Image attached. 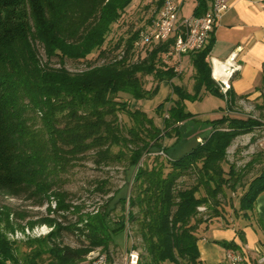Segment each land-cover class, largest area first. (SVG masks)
I'll return each instance as SVG.
<instances>
[{
	"label": "trees",
	"instance_id": "obj_1",
	"mask_svg": "<svg viewBox=\"0 0 264 264\" xmlns=\"http://www.w3.org/2000/svg\"><path fill=\"white\" fill-rule=\"evenodd\" d=\"M163 1L158 0V9ZM209 1L196 0L194 14H203ZM131 2L0 0V191L25 194L39 204L53 198L56 206L49 205L50 212H80L66 192L55 189L61 173L77 160L93 151L98 165L127 158L134 169L130 192L120 198L122 213L117 220L108 208L110 198L95 212H80L73 224L65 225L56 216L28 221L30 227L45 223L51 230L16 240L9 237L16 227L10 209L4 207L0 210V264H77L97 248L112 254L110 244L120 232L127 239H132V232L141 239L143 251L133 241L128 245L138 250V264H203L198 240L209 222L224 217L227 188L233 192L241 188L238 206H234L237 218L250 219L254 214L257 198L264 192V151L255 153L242 168L230 163L226 169L224 163L234 140L253 132L264 120L232 113L249 94L239 95L232 86L223 93L213 79L207 58L214 33L204 49L189 53L195 70L193 91L171 83L179 73L164 55L171 51L174 38L147 46L145 56L132 60L140 29L116 42L115 48L123 46L121 56L112 55L76 72L65 66L67 59H85L96 49L107 57V34ZM37 44L44 48L46 62L41 61ZM54 57L59 67L51 64ZM146 75L157 79L155 88L144 86ZM165 80L176 97L170 95L157 106V111L167 113L162 125L146 111L130 109L127 101L119 100L120 93L135 100L152 98ZM203 93L225 100L222 114L204 120L206 132L196 135L199 141L178 154L188 144L189 128L194 130L198 122L186 104L201 99ZM168 101L171 105L166 108ZM120 111L133 120L126 132L119 121ZM173 137L171 145L164 144ZM114 145L128 149L129 155L123 150L114 152ZM159 151L164 159L157 156L151 166L140 164L145 152ZM186 175H194L196 182L182 188L179 180ZM96 187L107 192L103 182ZM64 230H77L85 241L77 247L62 245L59 237ZM237 233L246 240L242 229ZM222 244L239 249L233 240ZM112 257L113 262L120 258Z\"/></svg>",
	"mask_w": 264,
	"mask_h": 264
},
{
	"label": "rangeland",
	"instance_id": "obj_2",
	"mask_svg": "<svg viewBox=\"0 0 264 264\" xmlns=\"http://www.w3.org/2000/svg\"><path fill=\"white\" fill-rule=\"evenodd\" d=\"M158 0H132L131 4L123 12L121 18L111 26V31L107 34L104 48L110 53L107 57L99 55L100 50L96 49L91 52L85 59L71 60L67 59L65 66L73 72L81 71L89 67V64H100L111 57L112 55L121 56L123 53V46L115 48L116 42L120 37H128L133 32L140 29V33L147 29L153 17L156 15ZM196 5V0H185L183 11L189 14ZM148 20H150L148 22ZM139 33V34H140ZM37 51L42 62L47 61L44 48L42 45L37 44ZM147 47L144 45H135L133 61L140 59L146 55ZM166 60V58H165ZM168 62H174L173 59H168ZM51 64L55 67H59L60 63L58 58L54 57ZM181 71L179 77L174 78L171 83L180 84L185 86L188 90L193 91L194 84V66L191 62L189 54L183 55L181 58ZM263 71L259 75L257 87L255 89L256 95L249 98L245 97L237 102V105L233 107L235 114L242 116H255L261 117L264 120V82L262 80ZM144 86L147 89H153L157 85L158 81L154 75H146L143 77ZM171 83L163 81L160 84L158 93L149 99L135 100L126 93H120L119 100L128 102L130 109L139 108L155 119L158 125H162L163 117L167 113L163 114L157 111V106L166 101V98L171 95L175 98ZM232 86V85H231ZM231 88V87H230ZM262 93V94H261ZM204 96L196 101H188L186 104V110L197 114V121L195 128H189L188 144L182 147L178 154H182L189 150L196 144L198 137L196 135L206 132L208 126H205L203 121L220 116L222 113L220 106H225V100L210 93H203ZM171 105V102H166V108ZM119 121L123 127L124 132L127 128L133 125V120L130 118L126 111L119 112ZM40 125V122H38ZM195 133V135H194ZM176 137L166 138L164 140L165 145H171L175 141ZM114 152L123 150L129 155L130 151L123 146L114 145L112 147ZM264 151V124L256 128L253 132L238 136L233 144L228 149L227 162L224 163L226 169L229 168L230 163H235L237 168H242L252 156L259 152ZM157 156L160 159H164L163 152H145L140 160V164L148 163L150 166L155 163ZM93 151L86 153L81 159L77 160V164L70 168L67 172H62L60 179L55 186L56 190H62L67 193L68 201L74 205L80 206L81 213L95 212L97 211L108 199V208L112 209L111 217L113 220H117L121 211L120 198L129 194L131 188V179L133 177L134 169L128 166V159L125 158L122 161L114 162L110 165H98L94 162ZM256 172V171H253ZM103 182L105 191L98 190L96 187L99 183ZM196 182L194 175L183 176L179 180V186L189 187ZM227 197L223 199L224 204V217L220 218L225 223L234 221L237 217L234 211V206H238V197L240 195L241 188L236 191L226 189ZM49 205L54 208L56 206L55 200L52 198L50 202L45 200L44 203L39 204L33 198L22 195H10L0 191V210L4 207L10 209V220L15 224V231L9 232V237L16 240H26L29 237H37L47 234L51 227L45 223H37L34 227L28 226V221L40 220L43 217L56 216L63 224H73L80 212H61L60 214L50 212ZM231 205V206H230ZM129 208V207H127ZM203 210L204 208H200ZM23 227V228H22ZM124 232H120L113 236V242L110 244V251L113 256H120V252L130 244L131 241L136 243L140 251H143L141 245V239L135 236L132 232V239H127ZM85 239L80 236L77 230H64L59 237V242L62 245H70L77 247L81 245ZM101 250L97 248L96 250ZM116 257V258H117ZM172 264V263H168Z\"/></svg>",
	"mask_w": 264,
	"mask_h": 264
},
{
	"label": "crops",
	"instance_id": "obj_3",
	"mask_svg": "<svg viewBox=\"0 0 264 264\" xmlns=\"http://www.w3.org/2000/svg\"><path fill=\"white\" fill-rule=\"evenodd\" d=\"M230 8L215 28V42L209 57L225 60L236 53L241 69L232 80L237 94L256 95L255 89L264 65V0H229ZM187 56V55H186ZM224 107V106H220ZM242 229L246 240L237 233ZM235 241L249 257L250 264H264V192L256 201L250 219H221L209 222L201 232L198 248L203 264H228L224 260V241Z\"/></svg>",
	"mask_w": 264,
	"mask_h": 264
},
{
	"label": "built area",
	"instance_id": "obj_4",
	"mask_svg": "<svg viewBox=\"0 0 264 264\" xmlns=\"http://www.w3.org/2000/svg\"><path fill=\"white\" fill-rule=\"evenodd\" d=\"M185 0H170L167 3V12H165L163 21L160 23L164 28V38L155 39L153 22L150 24V30L144 33V38L138 46H152L160 43L168 42L174 38L171 51L165 54L166 61L168 59L175 60L173 62L174 69L178 73L181 71V58L191 52L204 49L211 35L214 33L216 26L221 18L230 8L229 0H210L207 10L201 15H195L194 9L187 14L184 13ZM208 61L212 67V77L219 85L220 90L226 93V87H231L237 71L241 69V64L237 61L236 53L225 60L214 59L208 56ZM224 260L228 264H250L248 255L241 249L225 248ZM264 262V256L259 259ZM88 264H113L112 254L104 251V254L98 256L97 261ZM120 264H136V254L134 248H126L122 251V261Z\"/></svg>",
	"mask_w": 264,
	"mask_h": 264
},
{
	"label": "bare ground",
	"instance_id": "obj_5",
	"mask_svg": "<svg viewBox=\"0 0 264 264\" xmlns=\"http://www.w3.org/2000/svg\"><path fill=\"white\" fill-rule=\"evenodd\" d=\"M169 2H170V0H164L161 7L158 9V11H156V15L152 19L153 26H154V32H155V39L164 38V28H161L160 23H162L164 14H165V12H167V3H169ZM152 22H151V24H152ZM148 30H150V26L139 34V38L136 41V45L142 43V40L144 38V33H147ZM228 89H230V87H226V92L228 91ZM230 248H232V247H230ZM134 252L136 254V264H138L139 252L135 248H134ZM100 254H104V251H101L99 249L96 251L95 250L90 251L87 254L86 258L77 264H88L91 262H95V261H97L98 256ZM120 261H122V254L120 255V258L118 259V261L113 262V264H120Z\"/></svg>",
	"mask_w": 264,
	"mask_h": 264
},
{
	"label": "water",
	"instance_id": "obj_6",
	"mask_svg": "<svg viewBox=\"0 0 264 264\" xmlns=\"http://www.w3.org/2000/svg\"><path fill=\"white\" fill-rule=\"evenodd\" d=\"M199 139H200V137H199Z\"/></svg>",
	"mask_w": 264,
	"mask_h": 264
}]
</instances>
